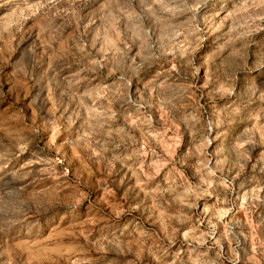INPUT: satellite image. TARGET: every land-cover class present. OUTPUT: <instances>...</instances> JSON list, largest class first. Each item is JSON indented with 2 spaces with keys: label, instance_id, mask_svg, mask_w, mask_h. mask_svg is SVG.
<instances>
[{
  "label": "rangeland",
  "instance_id": "374dc122",
  "mask_svg": "<svg viewBox=\"0 0 264 264\" xmlns=\"http://www.w3.org/2000/svg\"><path fill=\"white\" fill-rule=\"evenodd\" d=\"M0 264H264V0H0Z\"/></svg>",
  "mask_w": 264,
  "mask_h": 264
}]
</instances>
